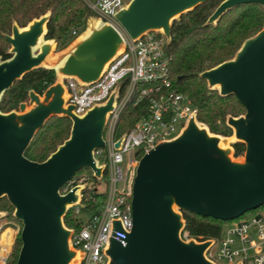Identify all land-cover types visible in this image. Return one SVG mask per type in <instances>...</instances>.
Here are the masks:
<instances>
[{"label": "water", "instance_id": "obj_1", "mask_svg": "<svg viewBox=\"0 0 264 264\" xmlns=\"http://www.w3.org/2000/svg\"><path fill=\"white\" fill-rule=\"evenodd\" d=\"M210 1L132 0L116 18L133 38L158 30L169 44L173 23ZM247 4L264 8V0H224L207 24L217 25L229 11ZM50 17L48 13L26 27L13 23L5 35L11 56H0V100L16 80L38 67L55 69L58 78L94 83L124 50L121 32L97 20L50 60L55 42L46 39ZM200 75L210 89L235 95L246 107L245 114L227 118L236 141L246 144L244 159L234 160L227 147L229 137L212 134L195 117L176 138L151 149L141 158L135 177L133 228L125 243L110 238L108 264H216L206 256L214 239L183 238V212L233 221L264 205V28L246 39L232 59ZM119 88L105 102L78 115L75 106L67 104L66 85L57 79L43 95L28 91V110L26 102L17 110H0V199L7 198L22 223L16 264H77L84 256L72 247L74 229L66 226L64 217L80 201L86 184L67 193L61 189L83 168L102 177L105 165L97 164L95 151L106 145L105 130ZM53 116L72 120L70 136L44 161L28 159L25 150ZM123 138L116 142L117 148ZM115 228L121 229L120 221H115Z\"/></svg>", "mask_w": 264, "mask_h": 264}, {"label": "built area", "instance_id": "obj_2", "mask_svg": "<svg viewBox=\"0 0 264 264\" xmlns=\"http://www.w3.org/2000/svg\"><path fill=\"white\" fill-rule=\"evenodd\" d=\"M89 8L100 14L104 23L116 27L125 39L124 50L106 67L102 77L94 83H82L66 77L67 104L75 106V113L83 115L96 104L105 102L117 86L119 94L110 113L105 130L104 147L95 151L96 162L105 165L101 178L107 176V196L95 213L84 215V194L95 183H87L85 175H75L61 193L86 184L80 190V201L71 209L85 219V225L71 237L73 248L84 253L77 264H108L106 253L110 238L125 243L124 238L133 228L132 197L134 182L141 158L158 144L176 138L189 121L198 120V108L188 95L176 90L170 78L171 55L164 32L151 30L133 38L117 20L116 15L126 6L123 0H98ZM76 33V31H74ZM147 104V112L135 126L120 137L116 129L125 107ZM119 148L116 142L122 137ZM120 221L121 229L115 228ZM184 239H190L183 231ZM3 247V246H2ZM206 256L216 264H264V217L252 215L233 220L225 225L219 238L206 250ZM0 264H7L6 252L0 250Z\"/></svg>", "mask_w": 264, "mask_h": 264}, {"label": "trees", "instance_id": "obj_3", "mask_svg": "<svg viewBox=\"0 0 264 264\" xmlns=\"http://www.w3.org/2000/svg\"><path fill=\"white\" fill-rule=\"evenodd\" d=\"M98 1V0H92ZM224 0H212L193 11L183 15L173 23L172 39L168 46L171 55L170 78L172 86L189 96L198 108V120L208 125L213 133L231 136L233 129L227 124L228 116L238 117L246 113V107L235 95H221L218 90L210 89L208 82L200 74L220 63L232 59L242 44L264 28V8L259 4L238 6L224 15L217 25H208V19ZM51 13L46 39H54L60 49L68 46L67 39L77 27H86L93 17L92 10L84 0H0V56L7 59L11 56L10 47L5 35L11 33L13 23L26 27L32 20ZM58 77L55 69L38 67L25 73L7 89L1 100L0 110L9 112L18 109L21 102L29 100L28 91L33 90L43 95L56 83ZM147 112V104L139 106L129 104L123 110L116 136L133 128L137 121ZM72 120L65 116H53L32 138L24 152L25 157L33 161H44L62 144L71 133ZM236 157L244 155L246 144L242 141L233 143ZM78 172L77 174H79ZM76 174V175H77ZM93 188H87L84 194V215L98 211L107 191H99L98 181ZM107 181V180H106ZM261 207L252 210L256 212ZM13 210L6 198L0 199V210ZM184 231L198 241L217 239L224 226L231 221L183 212ZM257 215V214H255ZM261 215V214H259ZM251 211L242 217H250ZM240 217V218H242ZM66 226L79 231L85 225L84 217L70 209L64 217ZM9 236V235H7ZM4 244H6V237ZM21 247L17 239V249L12 264H16Z\"/></svg>", "mask_w": 264, "mask_h": 264}, {"label": "rangeland", "instance_id": "obj_4", "mask_svg": "<svg viewBox=\"0 0 264 264\" xmlns=\"http://www.w3.org/2000/svg\"><path fill=\"white\" fill-rule=\"evenodd\" d=\"M85 1V0H84ZM124 3L126 4V6H128L130 4V2L132 0H123ZM86 2V1H85ZM97 1H92L91 3H96ZM87 3V2H86ZM93 13V17H91L86 24V27H77L74 31H76V33H74V31L72 32V38H68L67 39V44L70 45L72 43H74L76 40H78V38L80 37V35H84V33L88 32L89 29L91 28V24L93 21H97V20H101V16L99 13L92 11ZM60 52V47H59V43L55 40L54 42V49L53 51L50 53L49 55V59L53 60L56 58L57 54ZM58 81H60L61 83L63 82L65 84V78L60 77L58 78ZM27 107L26 110H28L31 105L29 104V100L26 102ZM16 110V109H15ZM211 132V131H210ZM214 135H221L224 136L220 133H213ZM229 140H228V145L227 147L231 149V155L232 158L234 160H243L244 156H239L236 157L235 153H234V147H233V143L234 141H236V137H235V131L233 129V134L231 136H228ZM81 175H85V177H87V183L91 184V183H95L96 181L93 180L92 177V170L89 168H83L82 170L79 171ZM107 176L105 175L103 177V180H101L97 185H98V189L99 191H106L107 190ZM2 198H6V197H2ZM1 198V199H2ZM7 199V198H6ZM14 208L13 210H0V250H3L6 252L7 255V264H12L13 261V256L15 255L16 249H17V239L18 237H20V230L22 227V223L20 221H18L15 217H14ZM255 214H261L264 217V207H262L260 210L253 212L251 211V215H255ZM90 215H87V217ZM225 227V226H224ZM9 235V236H7ZM5 236L7 241L6 244H4V240H5ZM3 246V247H2Z\"/></svg>", "mask_w": 264, "mask_h": 264}, {"label": "bare ground", "instance_id": "obj_5", "mask_svg": "<svg viewBox=\"0 0 264 264\" xmlns=\"http://www.w3.org/2000/svg\"><path fill=\"white\" fill-rule=\"evenodd\" d=\"M92 24H98V22L97 21H93L92 22ZM44 44V40H42L41 41V44H40V46L38 47V49H40V47H41V45H43ZM49 61V60H48ZM199 127H201V128H204V129H207L206 127H203L202 125H199ZM220 145H224V143H223V138H221V140H220Z\"/></svg>", "mask_w": 264, "mask_h": 264}, {"label": "crops", "instance_id": "obj_6", "mask_svg": "<svg viewBox=\"0 0 264 264\" xmlns=\"http://www.w3.org/2000/svg\"><path fill=\"white\" fill-rule=\"evenodd\" d=\"M62 49H60V51H61Z\"/></svg>", "mask_w": 264, "mask_h": 264}]
</instances>
